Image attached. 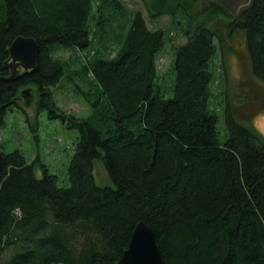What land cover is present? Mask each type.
<instances>
[{
	"label": "trees",
	"instance_id": "obj_1",
	"mask_svg": "<svg viewBox=\"0 0 264 264\" xmlns=\"http://www.w3.org/2000/svg\"><path fill=\"white\" fill-rule=\"evenodd\" d=\"M173 1L182 16L202 3L230 33L241 31L252 74L264 82V0L238 4L237 13L219 1ZM152 8L172 15L164 0ZM214 36L196 26L173 49L166 83L156 69L164 33L120 0H0V126L31 85L48 120L74 122L53 100L71 67L54 55L103 49L74 72L89 74L95 94L90 116L67 124L80 132L67 187L43 165L37 178L35 160L0 147V264H117L139 222L154 231L163 264H264V139L227 104L219 140L209 108ZM19 37L36 42L37 62L10 81L8 48ZM95 161L114 188L95 185Z\"/></svg>",
	"mask_w": 264,
	"mask_h": 264
},
{
	"label": "rangeland",
	"instance_id": "obj_2",
	"mask_svg": "<svg viewBox=\"0 0 264 264\" xmlns=\"http://www.w3.org/2000/svg\"><path fill=\"white\" fill-rule=\"evenodd\" d=\"M97 0H94L96 3ZM130 12L139 11L150 30H161L164 33L165 43L156 56V69L159 78H164L168 83L171 80L169 70L172 62L173 49L184 44L193 29L204 24L215 35L214 42L217 47L215 57L210 64L213 74L209 86V108L218 115V134L221 142L225 139L223 113L227 104L232 108L236 121L252 128L264 139V82L259 81L252 74L251 63L245 48L244 34L241 31L229 32L228 20L223 17L211 19L204 12L205 6L197 4L190 15L182 16L173 3V0H164L172 4L171 13L167 15L157 13L158 9L152 8L154 0H120ZM210 1V0H208ZM219 1L228 8H234V13L247 5L249 0H211ZM226 3V4H225ZM244 3V4H241ZM241 4L243 6H238ZM157 13V15H153ZM113 32L123 35L118 28L113 27ZM103 49L93 44L87 52L60 50L54 57L65 60L70 64L69 77L62 79L57 86L51 89L53 100L58 109L67 116L65 122L58 119L48 120L45 111L37 109L38 90L35 85L21 88L19 95L24 99L19 100V108L7 111L4 117L5 124L0 126V147L4 153L19 151L31 164L35 160V175L42 178L41 166H45L49 174L58 177V187H67V167L74 150V144L80 136L79 129L69 128L67 124H75L78 120H85L90 116L91 106L88 94H95V87L89 83V74H79L80 64L92 60ZM114 50L108 48L104 55L112 56ZM22 70H19V73ZM93 178L97 187L114 188L107 176L104 167L99 161L93 163ZM12 248L4 259L15 252Z\"/></svg>",
	"mask_w": 264,
	"mask_h": 264
},
{
	"label": "water",
	"instance_id": "obj_3",
	"mask_svg": "<svg viewBox=\"0 0 264 264\" xmlns=\"http://www.w3.org/2000/svg\"><path fill=\"white\" fill-rule=\"evenodd\" d=\"M9 59L5 66L10 69V81L19 75V70H34L38 57V46L31 38L19 37L8 48ZM25 93L22 92L21 95ZM117 264H163L160 248L154 231L139 222L131 235L127 249Z\"/></svg>",
	"mask_w": 264,
	"mask_h": 264
},
{
	"label": "flooded vegetation",
	"instance_id": "obj_4",
	"mask_svg": "<svg viewBox=\"0 0 264 264\" xmlns=\"http://www.w3.org/2000/svg\"><path fill=\"white\" fill-rule=\"evenodd\" d=\"M24 98H25V96L22 95V96L18 97V101H19V100H22V99H24Z\"/></svg>",
	"mask_w": 264,
	"mask_h": 264
}]
</instances>
